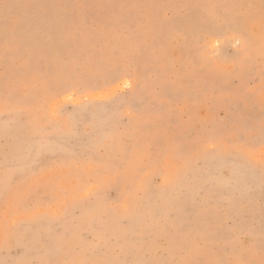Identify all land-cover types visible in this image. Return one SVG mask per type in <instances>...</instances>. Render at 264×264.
Masks as SVG:
<instances>
[{
	"label": "rangeland",
	"instance_id": "374dc122",
	"mask_svg": "<svg viewBox=\"0 0 264 264\" xmlns=\"http://www.w3.org/2000/svg\"><path fill=\"white\" fill-rule=\"evenodd\" d=\"M0 264H264V0H0Z\"/></svg>",
	"mask_w": 264,
	"mask_h": 264
}]
</instances>
